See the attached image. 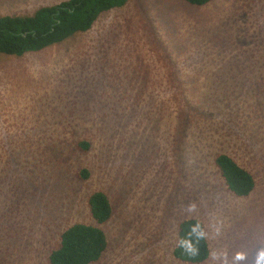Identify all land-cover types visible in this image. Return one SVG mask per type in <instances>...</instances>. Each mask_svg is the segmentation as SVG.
<instances>
[{
  "label": "rangeland",
  "instance_id": "obj_1",
  "mask_svg": "<svg viewBox=\"0 0 264 264\" xmlns=\"http://www.w3.org/2000/svg\"><path fill=\"white\" fill-rule=\"evenodd\" d=\"M62 1L0 0V15ZM219 153L254 175L249 195L228 189ZM97 190L113 214L108 249L91 264H193L174 256L186 218L222 221L209 244L254 264L264 248V0H128L62 43L0 53V264H51L65 229L94 223Z\"/></svg>",
  "mask_w": 264,
  "mask_h": 264
},
{
  "label": "trees",
  "instance_id": "obj_2",
  "mask_svg": "<svg viewBox=\"0 0 264 264\" xmlns=\"http://www.w3.org/2000/svg\"><path fill=\"white\" fill-rule=\"evenodd\" d=\"M128 0H65L54 5H44L30 14L0 15V53L22 56L27 52L39 51L62 43L78 32L92 28L98 16ZM194 5H205L212 0H186ZM88 149L90 144L80 142L79 147ZM214 162L228 189L238 196L249 195L255 187L254 175L227 153H219ZM84 178L90 173L84 169ZM94 223L77 222L61 235L60 245L50 254L51 264H91L98 262L109 246L103 228L113 214L109 196L101 190L94 191L88 200ZM198 218H186L179 223L178 241L174 256L181 261L198 264L205 261L209 241L199 242L200 253L192 257L181 246L183 239L195 241L192 227Z\"/></svg>",
  "mask_w": 264,
  "mask_h": 264
},
{
  "label": "clouds",
  "instance_id": "obj_3",
  "mask_svg": "<svg viewBox=\"0 0 264 264\" xmlns=\"http://www.w3.org/2000/svg\"><path fill=\"white\" fill-rule=\"evenodd\" d=\"M196 205L189 206V211H195ZM224 225L222 221H216L210 223L207 226H203L200 222L192 227V233L195 234V241L191 238L183 239L181 246L187 252L189 256L195 257L199 255L200 248L199 242L201 240H218L222 235ZM248 252L245 250H238L234 255L229 254V249L221 245H208L207 255L205 257L206 264H242L247 261ZM254 264H264V248H260L256 253Z\"/></svg>",
  "mask_w": 264,
  "mask_h": 264
}]
</instances>
